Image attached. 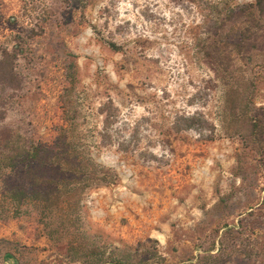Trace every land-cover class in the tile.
<instances>
[{
  "label": "rangeland",
  "instance_id": "obj_1",
  "mask_svg": "<svg viewBox=\"0 0 264 264\" xmlns=\"http://www.w3.org/2000/svg\"><path fill=\"white\" fill-rule=\"evenodd\" d=\"M203 1L0 0V151L64 139L108 177L16 214L8 190L28 187L0 168V264H264V157L225 134ZM229 63L264 108V48Z\"/></svg>",
  "mask_w": 264,
  "mask_h": 264
},
{
  "label": "trees",
  "instance_id": "obj_2",
  "mask_svg": "<svg viewBox=\"0 0 264 264\" xmlns=\"http://www.w3.org/2000/svg\"><path fill=\"white\" fill-rule=\"evenodd\" d=\"M203 2L207 22L205 35L198 41V50L224 85L222 120L225 134L230 138L238 137L246 149L264 157V108L254 107L244 80L236 76L229 63L232 55L250 56L264 48V0H254L240 7H232L229 0ZM108 45L113 51L121 50L112 43ZM14 48L16 53L24 51L21 42ZM5 54L4 59L8 56ZM4 66L7 67L6 63ZM73 74L72 71L70 80H74ZM67 122L73 132V124ZM1 148L0 168L15 172L28 187L27 190L23 186L8 190V199L16 214L25 200L39 203L46 210L57 208L66 194L73 196L76 192L72 189L74 182L85 178L89 183L108 184L107 171L100 168L97 172L95 167L98 166L64 139L51 146H41L17 134L5 138ZM94 256L105 254L98 250ZM151 257L126 252L108 260L110 264H150Z\"/></svg>",
  "mask_w": 264,
  "mask_h": 264
}]
</instances>
